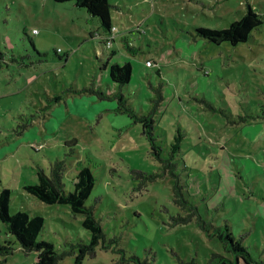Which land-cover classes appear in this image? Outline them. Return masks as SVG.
Segmentation results:
<instances>
[{
	"label": "rangeland",
	"instance_id": "rangeland-1",
	"mask_svg": "<svg viewBox=\"0 0 264 264\" xmlns=\"http://www.w3.org/2000/svg\"><path fill=\"white\" fill-rule=\"evenodd\" d=\"M108 1L113 34L70 4L0 0V191H10L9 216H42L38 240L70 251L58 264H73L77 245L90 240L84 216L45 204L24 185L38 182V168L49 176L50 165L64 161V190L73 192L78 170L88 166L95 182L85 206L102 239L83 264H136L132 256L146 264H206L223 247L196 221L173 226L190 210L173 202L168 160L180 183L188 181L184 191L202 218L227 223L264 264V20L235 47L195 35L197 28H228L248 6L264 19V0ZM116 63L131 64L128 85L111 80ZM100 91L121 92L139 115L157 105L160 158L141 125L114 101L98 100ZM250 115L262 118L242 122ZM176 147L186 153L184 169L181 154L170 157ZM6 242L14 250L0 264H33L36 254L20 250L0 222V245Z\"/></svg>",
	"mask_w": 264,
	"mask_h": 264
},
{
	"label": "trees",
	"instance_id": "trees-1",
	"mask_svg": "<svg viewBox=\"0 0 264 264\" xmlns=\"http://www.w3.org/2000/svg\"><path fill=\"white\" fill-rule=\"evenodd\" d=\"M56 4H70L74 8L84 9L90 16L99 20L103 30L111 34L112 17H111V4L108 0H51ZM248 1V0H245ZM263 17L261 14L255 12L250 6L247 12L235 22H232L228 28L222 30H212L207 28H197L195 35L205 39L207 42L220 46L222 44H229L235 47L239 44L246 43L251 36L252 31L257 30L263 24ZM33 34V33H32ZM114 41V38H111ZM29 43L33 48V52L40 58L37 62L41 63L42 56L38 50H34L32 40L29 38ZM129 49H134L128 47ZM135 50V49H134ZM45 56V54H44ZM3 58L0 53V69ZM13 62L15 60H12ZM132 66L130 63L112 64L110 67V78L113 82L120 87L128 85L131 79ZM95 93V92H94ZM97 99L100 101H114L116 110L120 113L126 114L133 124L141 125L142 134L149 142L151 154L160 158L163 152L162 148L156 143L155 139V120L154 113L157 105L147 114H137L131 105H128V99L124 94L117 93L111 95H104L102 92H96ZM242 117V122H256L257 118L250 115ZM251 122V123H252ZM201 141L200 138H198ZM174 148V147H173ZM179 153V154H178ZM182 155L183 169L186 168V153L180 152V148L176 147L175 152H171L170 157ZM175 162H169L164 165L169 169L170 173L175 177V184L173 187L174 195L173 202L180 207L188 208L189 214L186 216H177L173 220V226L180 224H188L196 221L199 229L209 239H216L223 247L224 254L212 253L211 257L206 264H262L256 263L250 256L247 248L243 245L242 237H235L232 233L231 227L224 223L223 225L216 226L211 221H205L200 215L197 205L193 199L194 196L189 191H184V188L189 186L187 180H184L183 185L180 183V178L176 174L179 169L174 173L173 167H177ZM81 166V165H80ZM65 170L64 161H57L50 165V175L47 176L43 169L38 168L37 178L38 182L26 184L24 188L26 191L35 196L45 204H60L66 205L70 208L71 212L76 215H83L84 220L82 226L89 231L90 240L88 244H79L78 253L74 258L73 264H83V260L93 258L96 256V248L102 239V231L99 223L95 220L90 207L85 206V201L89 197L94 186L95 178L91 169L88 166H81L75 176L73 192H65L64 183L62 182L63 173ZM10 191L3 189L0 191V222L3 223L7 234L15 238L18 248L25 253L34 252L36 254L33 264H58L70 251L58 253L54 245L50 242L39 241L38 236L44 227V218L40 215H29L26 212H18L12 216L8 214V202ZM72 248L74 246H71ZM12 244L6 242L0 245V261L5 260L6 257L12 254ZM136 264H146L141 262L137 257L132 256L129 258ZM181 264H197L194 259L189 262H181Z\"/></svg>",
	"mask_w": 264,
	"mask_h": 264
},
{
	"label": "built area",
	"instance_id": "built-area-1",
	"mask_svg": "<svg viewBox=\"0 0 264 264\" xmlns=\"http://www.w3.org/2000/svg\"><path fill=\"white\" fill-rule=\"evenodd\" d=\"M37 32H38V31H37L36 29L32 30V33H33V34H36ZM112 34H113V33H112ZM112 38H113V37H112ZM110 41H111V38H110ZM146 65H147V66H150L151 63H150L149 61H147V62H146Z\"/></svg>",
	"mask_w": 264,
	"mask_h": 264
},
{
	"label": "crops",
	"instance_id": "crops-1",
	"mask_svg": "<svg viewBox=\"0 0 264 264\" xmlns=\"http://www.w3.org/2000/svg\"><path fill=\"white\" fill-rule=\"evenodd\" d=\"M72 6V5H71ZM73 7V6H72ZM34 30V29H33ZM37 30V29H36ZM38 31V30H37ZM37 34H39V32H37L36 34H33V35H37ZM198 120H201V119H199V118H197ZM200 139H201V137H199ZM202 180V179H201Z\"/></svg>",
	"mask_w": 264,
	"mask_h": 264
}]
</instances>
